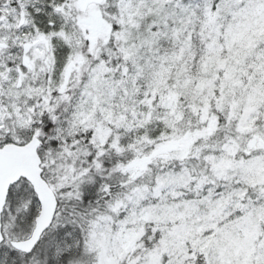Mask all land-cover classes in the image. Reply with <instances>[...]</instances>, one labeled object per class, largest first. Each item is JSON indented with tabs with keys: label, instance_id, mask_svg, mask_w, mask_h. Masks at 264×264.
<instances>
[{
	"label": "snow or ice",
	"instance_id": "obj_1",
	"mask_svg": "<svg viewBox=\"0 0 264 264\" xmlns=\"http://www.w3.org/2000/svg\"><path fill=\"white\" fill-rule=\"evenodd\" d=\"M0 264H264V0H0Z\"/></svg>",
	"mask_w": 264,
	"mask_h": 264
}]
</instances>
